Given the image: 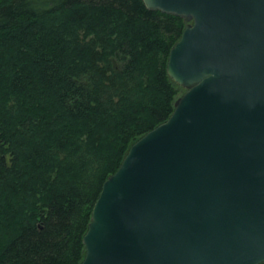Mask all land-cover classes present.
Here are the masks:
<instances>
[{
	"label": "trees",
	"instance_id": "obj_1",
	"mask_svg": "<svg viewBox=\"0 0 264 264\" xmlns=\"http://www.w3.org/2000/svg\"><path fill=\"white\" fill-rule=\"evenodd\" d=\"M185 26L142 0H0V264L81 263L103 183L182 95Z\"/></svg>",
	"mask_w": 264,
	"mask_h": 264
},
{
	"label": "water",
	"instance_id": "obj_2",
	"mask_svg": "<svg viewBox=\"0 0 264 264\" xmlns=\"http://www.w3.org/2000/svg\"><path fill=\"white\" fill-rule=\"evenodd\" d=\"M182 18L184 93L102 185L80 264L264 262V0H142Z\"/></svg>",
	"mask_w": 264,
	"mask_h": 264
},
{
	"label": "rangeland",
	"instance_id": "obj_3",
	"mask_svg": "<svg viewBox=\"0 0 264 264\" xmlns=\"http://www.w3.org/2000/svg\"><path fill=\"white\" fill-rule=\"evenodd\" d=\"M184 93V90H182V94Z\"/></svg>",
	"mask_w": 264,
	"mask_h": 264
}]
</instances>
